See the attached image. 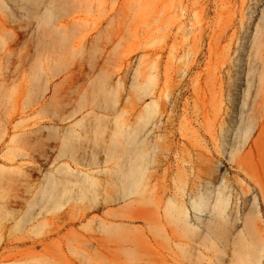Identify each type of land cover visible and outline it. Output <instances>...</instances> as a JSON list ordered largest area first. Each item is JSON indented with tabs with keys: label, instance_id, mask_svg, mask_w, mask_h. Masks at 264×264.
<instances>
[{
	"label": "rangeland",
	"instance_id": "374dc122",
	"mask_svg": "<svg viewBox=\"0 0 264 264\" xmlns=\"http://www.w3.org/2000/svg\"><path fill=\"white\" fill-rule=\"evenodd\" d=\"M52 8L51 28L31 20L6 49L27 19L0 7V264H239L234 244L251 248L254 212L264 232V0ZM140 150L146 189L114 201L116 164L125 172ZM63 164L71 186L77 170L90 173L98 203L70 227L57 218L79 185L56 208L40 203L57 194L47 179H62Z\"/></svg>",
	"mask_w": 264,
	"mask_h": 264
},
{
	"label": "bare ground",
	"instance_id": "6f19581e",
	"mask_svg": "<svg viewBox=\"0 0 264 264\" xmlns=\"http://www.w3.org/2000/svg\"><path fill=\"white\" fill-rule=\"evenodd\" d=\"M53 0H0V7L3 9H7V7L13 12L16 13L15 7L19 8L23 13L19 14L21 18H26L27 21L19 23L12 32V42L6 44H1L6 49L12 48V46L17 45L18 41L21 39L20 30L28 28L30 21L35 20V24L37 23V29L43 30L45 32L44 27L51 28L50 24L54 17L53 8H52ZM38 16L39 18H36ZM148 108H145L147 115L145 121L148 122L150 119L151 113L147 111ZM118 126V123H116ZM132 139L129 138L128 142ZM118 147L117 144H111L108 148V155L110 153L115 152L116 148ZM155 150V148H153ZM147 158V154L140 150L136 154L129 155L126 157V161L128 164L125 172L120 171V165L116 164L115 171L116 177H120L118 181V185L122 186V190L120 191V195L114 198V201H120L121 199L127 198L134 193L144 192L147 187L146 180V165L147 162L145 159ZM137 161V163H136ZM59 172L62 173V179H52L48 178L47 183L50 185L52 190L57 189V194L47 192L45 194L40 195V203H43V207L48 206L49 204H54V208L57 207L60 197L68 192H70L71 188L75 185L78 186V192L75 196V202L72 205V208L69 209L68 212H65L57 218L60 222L67 227L74 225L75 223H81L85 221L91 211L96 208L95 201L97 203L96 198H93V192L91 190L92 186L94 185V181L90 176V173L84 170H77L78 177L75 178V184L72 186L70 185L72 179L69 178L72 173V168L68 164H63L58 167ZM255 182L257 183L260 199L258 198V202L263 205L264 207V187L260 185L259 180L255 178ZM77 183V184H76ZM57 184H60L58 187ZM113 201V202H114ZM109 200L105 197L101 200V206H105L109 204ZM202 204V201L199 200L198 204L193 203L194 209L198 210ZM59 205H62L59 204ZM98 205V203H97ZM217 205L220 206L218 215L221 216L223 212H225V208L227 206V200H218ZM49 207L48 209H50ZM46 211L47 208H46ZM114 216V215H113ZM112 216V217H113ZM119 217V216H117ZM256 219V212H254V220H249V228L251 230V225L253 224V231L251 230L255 239L253 240V244L251 248L247 251H244L243 248L238 247V243L234 244L235 254H233L234 261H238L239 264H264V232L257 227ZM101 226L104 227L103 229H115L118 228L114 225L104 224L101 223ZM245 228L247 229V223L245 224ZM60 228L52 229L49 234L56 235L60 233ZM73 233L72 230L68 232V234ZM248 236V232H242V239ZM74 238L77 239L80 243H85L89 245V241L86 236L79 233H74ZM44 241V240H43ZM42 241V242H43ZM41 242V243H42ZM36 245V242L32 243ZM44 250H48V244H43ZM236 250L238 252L236 253Z\"/></svg>",
	"mask_w": 264,
	"mask_h": 264
}]
</instances>
